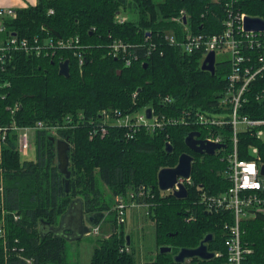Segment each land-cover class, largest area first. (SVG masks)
Returning <instances> with one entry per match:
<instances>
[{
  "label": "trees",
  "instance_id": "16d2710c",
  "mask_svg": "<svg viewBox=\"0 0 264 264\" xmlns=\"http://www.w3.org/2000/svg\"><path fill=\"white\" fill-rule=\"evenodd\" d=\"M237 6L250 16L264 19V1L239 0ZM49 10L53 13L49 14ZM180 10L188 15L194 31L200 27L202 32L220 31L218 23L223 8L220 2L210 0H37L33 6L17 8L16 18L3 22V37L11 34L40 37L45 33L52 34V31L62 38L78 36L85 60L79 66L69 50L38 58L14 53L6 71L0 75V82L9 83L4 88L6 99L2 102L5 120L9 117L5 107H12L14 103L20 104L16 121L22 126L36 121L52 123L78 112L87 117L94 116L102 109L134 113L151 107L158 113L173 116L184 110L220 111L216 103L225 89L229 64L219 61L215 74L211 75L200 69L199 55L184 54L160 41L162 34L173 27L172 23L166 22L167 19ZM121 15L127 19L118 23L117 17ZM147 33L150 38L145 41ZM114 40L133 46L130 52L138 59L129 67L109 55V46ZM150 44H154V48L148 55ZM62 60L69 61L68 77L58 74V64ZM252 84L255 91L264 90V76ZM163 96L172 97L173 102L161 104ZM249 105L241 110L242 114L254 119L264 118V99L257 102L251 98ZM196 130L200 129L180 125L167 126L154 133L140 129L131 139L124 140L123 136L128 132L124 128H111L105 136L93 138L88 135V128H77L68 133L66 139L70 144L68 193L65 192L63 176L57 171L52 137L38 131L35 161L22 163L16 154L13 138L9 139L0 165L7 211L4 216L5 241L0 238V264H28V260L30 264H73L67 258V241L52 235L41 238L38 224L44 220L57 225L75 198L83 200L87 214L103 212L105 217L107 212L113 215L112 220L104 222L103 217L100 223L102 233L110 236L97 238L89 264H139L131 235L126 233L124 226L117 225L114 211L110 209V202L105 200L100 184L108 189L109 199L113 201L115 196L137 193L140 187L153 195L143 200L152 204L150 220L156 250L153 258L144 264H173L172 257L180 248L197 247L208 233L212 234L208 250L221 252L223 257L209 261L192 259L191 263L225 264L222 227L231 219V214L222 211L207 213L199 203L202 192L217 195L229 187L223 175L222 154L191 153L194 162L185 199L178 200L170 192H162L157 187L158 171L175 166L180 154L190 152L184 138ZM218 132H222L229 149L230 128ZM166 142L173 147L170 154L165 151ZM239 142L242 148L240 158H251L245 147L253 144L258 147L264 162L263 142L252 138L248 132L239 134ZM13 213L18 214V221L13 220ZM2 217L0 212V219ZM104 223L108 224L109 230H104ZM245 230L244 239L255 250L249 260L259 262L264 257V217L249 223ZM127 234L131 251L122 253L120 248L126 244ZM160 246H170L172 252L160 254Z\"/></svg>",
  "mask_w": 264,
  "mask_h": 264
},
{
  "label": "built area",
  "instance_id": "2783aa9c",
  "mask_svg": "<svg viewBox=\"0 0 264 264\" xmlns=\"http://www.w3.org/2000/svg\"><path fill=\"white\" fill-rule=\"evenodd\" d=\"M214 3H221L223 16L220 20V31L209 33L194 31L189 23V17L184 10L171 16L166 22L172 23L168 31L162 34L160 41L175 47L187 55H199L200 67L202 62L213 52L215 57V67L219 61H226L229 64L226 73V85L223 94L217 99L218 112L208 113L202 110H184L181 114L173 116L162 114L151 107V118L147 119L143 108L134 113H122L119 110H99L94 116H86L78 112L76 115H66L62 119L49 123L36 121L31 125H19L16 121V112L20 109V104L14 103L12 107L6 106L9 117L2 113V102L6 99L5 87L9 86L6 81L0 82V165L3 163V149L8 144V140L13 138L15 151L20 162H34L36 158V134L43 131L46 135L57 140H66L68 133L77 128H88L90 138L103 137L111 128H124L128 132L123 139L128 140L134 136L137 130H146L154 133L167 126H193L198 127L202 141L213 144H224L215 151V155L222 154L221 160L225 163L224 177L229 183L228 189L220 194H207L202 192L199 203L207 213L229 212L231 219L224 222V247L225 264H264V257L261 261L249 260L255 250L248 240L244 239L246 227L259 217H264V175L261 169L264 162L258 151V147L249 144L245 147L246 154L250 159L240 158L242 148L239 142V134L248 132L250 136L264 143V118L254 119L241 110L249 107V101L254 98L257 102L264 99V90L255 91L253 82L264 76V31H248L244 27V20L250 16L246 12L238 9L239 0H210ZM49 10V14H52ZM16 9L13 7H0V75L3 74L11 63L14 53H22L34 58L51 57L60 50H69L77 59L79 66L85 60L83 45L78 36L62 38L53 33H45L44 36L34 35L32 37H18L16 34L3 37L6 19H15ZM185 18V22L183 19ZM259 18V17H258ZM126 16L117 17V22L126 21ZM264 20V19H263ZM147 33L145 41L150 38ZM133 46L114 40L109 46V55L121 60L124 67H129L132 61H136L138 56L130 52ZM154 44H150L147 54L150 55ZM65 60L60 61L63 62ZM251 95V97H250ZM253 96V97H252ZM161 104L169 105L173 102L172 97L163 96L160 98ZM226 127L230 128L231 147L227 149V144L223 140L222 132ZM218 131H216V130ZM203 133H202V131ZM70 147V144H69ZM33 155V157H32ZM187 186L191 184L190 177L177 178L176 185ZM174 189H178L177 186ZM173 189L169 190L172 194ZM150 196V197H149ZM152 198L153 195L143 187L137 193H128V196H115L114 198V218L117 225L124 226L126 233L129 228L135 227V223L141 232L137 231L138 239L144 236V230L151 225L150 207L151 203L143 200ZM140 198V200H139ZM0 212L3 216L0 219V238L5 241V221L4 216L7 211L4 208V180L0 169ZM128 213V216L127 214ZM132 214L134 224L132 225ZM14 221L19 220L18 214L13 213ZM191 220L192 217H189ZM188 220V221H189ZM145 221V222H143ZM127 234V235H128ZM94 237L110 236L109 233H102L101 225L90 226L87 234ZM132 243V241H131ZM129 245L120 248V252L130 253ZM210 251V250H209ZM214 258L223 257L221 252H213ZM28 264L31 262L26 261ZM140 264L145 261L139 260Z\"/></svg>",
  "mask_w": 264,
  "mask_h": 264
},
{
  "label": "water",
  "instance_id": "95a60500",
  "mask_svg": "<svg viewBox=\"0 0 264 264\" xmlns=\"http://www.w3.org/2000/svg\"><path fill=\"white\" fill-rule=\"evenodd\" d=\"M264 1V0H261ZM185 22V18L183 19ZM244 27L248 31H264V20L258 17H246L244 20ZM55 36L58 33L52 31ZM117 60V59H115ZM215 57L211 52L202 62L200 69L209 72L211 75L215 74ZM120 74L121 71L119 70ZM58 74L63 77L69 76V61L65 60L58 64ZM140 89L137 91L139 92ZM146 118H151V109L145 110ZM200 134L198 132H190L184 138L185 146L196 154L214 156L215 151L221 147H226L224 144L207 143L206 141L197 140ZM55 143L57 171L63 176L65 192H69L71 171L69 170V144L66 140H57L51 138ZM165 151L170 154L173 147L169 142L165 144ZM194 158L188 153L179 155L177 163L173 167L161 168L157 173V187L162 192H168L173 189L172 195L178 200H183L187 197L188 191L185 186L177 184V178H189L192 171V163ZM261 174L264 175V166L261 169ZM178 189H174V186ZM104 217L103 212H96L87 214L84 210L83 200L80 198L73 199L67 210L60 216L57 225H52L47 221L40 220L38 229L41 238L52 235L56 238H63L67 242H75L86 236L90 232V226L99 225ZM129 235H126V245L130 244ZM212 241V234L208 233L199 242L195 248H180L176 254L173 255L172 260L174 264H190L192 259H199L201 261H209L214 258V253L208 250V243ZM160 254H167L172 252L170 246H160L158 248Z\"/></svg>",
  "mask_w": 264,
  "mask_h": 264
},
{
  "label": "rangeland",
  "instance_id": "374dc122",
  "mask_svg": "<svg viewBox=\"0 0 264 264\" xmlns=\"http://www.w3.org/2000/svg\"><path fill=\"white\" fill-rule=\"evenodd\" d=\"M55 145V143H54ZM33 157V155H32ZM57 165V161H56ZM70 168V164H69ZM100 189L105 196V200L110 202V209L112 210L114 208V201L110 200V192L108 189L100 184ZM128 216V213H126ZM113 219V215L105 213L104 222H108ZM106 225V226H105ZM103 226H105L104 230H109L108 224L104 223ZM126 230V229H125ZM137 231L141 232V229H138L137 224L135 223V227L129 228V232L132 234L131 241L132 246L136 249V255L138 260L147 261L153 258L155 255V247H154V241H153V231H152V224L147 226V229L144 230V236L139 237L137 235ZM105 232V231H104ZM98 237L86 235L83 238H81L78 241L75 242H67L66 243V253L67 258L70 263L75 264H89L90 258L94 249V246L96 245V240ZM140 264V263H139ZM174 264V262H173Z\"/></svg>",
  "mask_w": 264,
  "mask_h": 264
},
{
  "label": "crops",
  "instance_id": "0c3cea01",
  "mask_svg": "<svg viewBox=\"0 0 264 264\" xmlns=\"http://www.w3.org/2000/svg\"><path fill=\"white\" fill-rule=\"evenodd\" d=\"M37 0H0V7H13L17 8H24L30 5H35ZM132 225L134 224V217L132 214ZM145 222V221H143ZM147 229V228H146Z\"/></svg>",
  "mask_w": 264,
  "mask_h": 264
},
{
  "label": "flooded vegetation",
  "instance_id": "af4514ba",
  "mask_svg": "<svg viewBox=\"0 0 264 264\" xmlns=\"http://www.w3.org/2000/svg\"><path fill=\"white\" fill-rule=\"evenodd\" d=\"M191 132H196V131H191ZM190 133V132H189ZM197 140H202L203 138H201V134H200V136L198 137V138H196ZM185 144V143H184ZM189 150V149H188ZM190 152L188 153L189 155H191L193 158H194V155H192L191 153H194V152H192L191 150H189ZM185 153V152H184ZM194 154H196V153H194ZM198 155H201V154H198ZM190 264H195V263H191V261H190Z\"/></svg>",
  "mask_w": 264,
  "mask_h": 264
},
{
  "label": "bare ground",
  "instance_id": "6f19581e",
  "mask_svg": "<svg viewBox=\"0 0 264 264\" xmlns=\"http://www.w3.org/2000/svg\"><path fill=\"white\" fill-rule=\"evenodd\" d=\"M204 157V156H203Z\"/></svg>",
  "mask_w": 264,
  "mask_h": 264
}]
</instances>
